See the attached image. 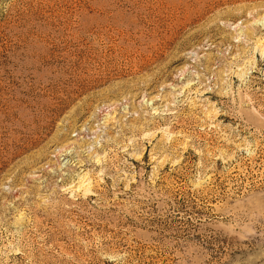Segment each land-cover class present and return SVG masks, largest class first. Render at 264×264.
<instances>
[{
	"label": "rangeland",
	"instance_id": "rangeland-1",
	"mask_svg": "<svg viewBox=\"0 0 264 264\" xmlns=\"http://www.w3.org/2000/svg\"><path fill=\"white\" fill-rule=\"evenodd\" d=\"M0 264H264V0H0Z\"/></svg>",
	"mask_w": 264,
	"mask_h": 264
}]
</instances>
